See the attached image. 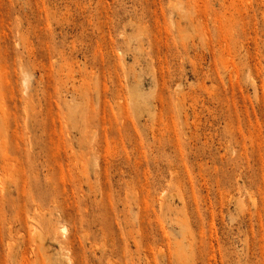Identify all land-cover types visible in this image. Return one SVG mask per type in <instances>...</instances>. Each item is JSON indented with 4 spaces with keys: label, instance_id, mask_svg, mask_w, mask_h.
I'll list each match as a JSON object with an SVG mask.
<instances>
[{
    "label": "rangeland",
    "instance_id": "obj_1",
    "mask_svg": "<svg viewBox=\"0 0 264 264\" xmlns=\"http://www.w3.org/2000/svg\"><path fill=\"white\" fill-rule=\"evenodd\" d=\"M0 264H264V0H0Z\"/></svg>",
    "mask_w": 264,
    "mask_h": 264
},
{
    "label": "bare ground",
    "instance_id": "obj_2",
    "mask_svg": "<svg viewBox=\"0 0 264 264\" xmlns=\"http://www.w3.org/2000/svg\"><path fill=\"white\" fill-rule=\"evenodd\" d=\"M25 82L27 83V81H25ZM64 230H65V229H64ZM67 260H68L69 263H71V259H68V258H67Z\"/></svg>",
    "mask_w": 264,
    "mask_h": 264
}]
</instances>
